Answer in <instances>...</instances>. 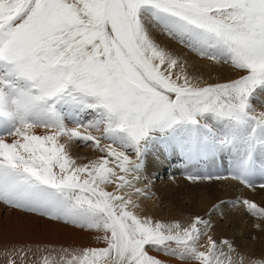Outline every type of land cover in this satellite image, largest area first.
<instances>
[{
    "label": "snow or ice",
    "instance_id": "snow-or-ice-1",
    "mask_svg": "<svg viewBox=\"0 0 264 264\" xmlns=\"http://www.w3.org/2000/svg\"><path fill=\"white\" fill-rule=\"evenodd\" d=\"M155 30L230 64L238 78L201 83ZM257 104L264 107V0H0V202L102 233L104 245L48 251L31 264H169L152 251L264 264L218 243L209 220L164 222L141 215L133 198L147 195L138 184L153 149L188 160L228 152L232 179L248 188L264 181ZM72 140L103 155L78 163ZM240 203L264 219V208ZM30 252L13 247L7 264H29Z\"/></svg>",
    "mask_w": 264,
    "mask_h": 264
},
{
    "label": "rangeland",
    "instance_id": "rangeland-1",
    "mask_svg": "<svg viewBox=\"0 0 264 264\" xmlns=\"http://www.w3.org/2000/svg\"><path fill=\"white\" fill-rule=\"evenodd\" d=\"M153 35L162 46L171 50L181 61L186 62L189 74L198 77L201 83H225L237 79L239 76V73L230 64H216L200 57L196 52L173 40L162 31L155 30ZM257 107L259 110L264 111V107L259 104H257ZM81 118L85 120L92 119V115L86 113ZM67 123L69 127L75 126L70 121ZM94 134L98 133L94 132ZM61 138V142H64L65 137ZM74 141V145L70 148L72 155L76 159L80 158L79 160H82V163H87L89 159H95L97 156L103 155L91 146V142L85 145L81 141ZM232 160L233 157L228 152L188 160L179 151L172 153L155 149L151 150L145 158L144 178L138 184L147 195H134L133 197L141 205L138 212L141 215L144 213V216H150L164 222L179 220L184 224L189 223L192 217L199 215L211 222L209 234L218 243L228 240L233 244L237 252L246 259L253 261L264 260V219L252 215L240 203L247 199L264 208V188L259 187V184L264 181L257 180L254 188H248L239 181L232 179ZM165 164L169 165V167ZM197 174H212L216 178L196 181L189 179L191 175ZM145 202L148 206L145 205ZM3 205L6 209H10L7 205ZM11 209L15 212L19 211L23 215L40 218L34 213L32 215V213L30 214L20 209ZM1 214L2 222L8 223L6 220L10 213L7 214L6 211H2ZM13 218L14 221L19 220L18 222L23 224L20 226L25 225L23 229L25 230L26 228V233H32L34 230L36 234L40 233V235L35 234V238L24 241L28 245L41 244L42 246H37L40 251L56 250L55 246L59 243L61 245L60 240H62V244L66 241L67 245L71 242L67 241L70 240L71 235L69 234L67 237L63 234L59 238L60 240L57 238L48 242L41 240L42 243H40L36 238L39 236L41 238L44 235L42 223L38 224L39 222L34 218H30L29 221L25 220V218L15 219L14 216ZM13 218L11 217L10 220H13ZM35 220L36 222H34ZM257 224H260L261 227L258 228ZM35 227L38 231H36ZM21 230L19 228V233L21 232L20 235L22 236L25 233ZM64 237L70 238L64 240ZM21 242L23 243V241ZM202 243H206V239ZM52 244L56 245L51 246ZM13 245L17 249L24 247L20 244H16L18 246L15 244L8 245V253L13 249ZM41 248L44 249L42 250ZM225 251H227L226 247ZM150 254L168 260L169 264H199L197 261H181L174 257H166L162 253L155 251ZM30 256L29 258H33L34 254L32 255L30 252Z\"/></svg>",
    "mask_w": 264,
    "mask_h": 264
},
{
    "label": "bare ground",
    "instance_id": "bare-ground-1",
    "mask_svg": "<svg viewBox=\"0 0 264 264\" xmlns=\"http://www.w3.org/2000/svg\"><path fill=\"white\" fill-rule=\"evenodd\" d=\"M36 131L39 133V132H42L44 130L37 129ZM65 139H67V138L65 137ZM74 143H75V141L72 140V141L69 142V145H68V148H69V151H70L71 155H72V152H71L70 148L74 145ZM79 159L80 158H78L77 161ZM93 159L94 158L89 159L88 162L90 160H93ZM82 162H83L82 160L78 161V163H82ZM166 166L169 167V165H166ZM229 184L232 185L231 183H229ZM109 190H111V189H109ZM144 199H147V198H144ZM3 204L2 203L0 204V264H7V261L10 258L9 253H8V245L11 246V244H15V245L16 244H18V245L20 244L21 246L31 247L32 248V252L31 253H32V255L34 254V257L30 259L29 264H31V261H33V260L34 261H39L40 257L45 255V254H47L48 251H53V253L55 254V252L58 251L61 248L78 249V248H85V247H103L104 246L102 242L97 241V239H96V237L98 235H102V233H97V232H94V231H91V230H81V229H78V228H74L72 226H65L63 224H58V223H50V222H47L46 220H43V219H40V218H35V217H32V216L23 215V214L19 213V211L15 212L11 208L8 210V209L5 208V206ZM150 204L152 205V203H150ZM145 205L148 206L147 203ZM2 211H6L7 214L10 213L9 216H8V219L6 220V221H8V223L6 222L7 224L5 222L4 223L2 222V214H1ZM143 214L144 213H142V215ZM32 215H33V213H32ZM13 216L15 217V219L25 218V220H28V221H29L30 218H34V219H36L39 222L38 224L42 223L43 224L42 230L44 232L43 233L44 235L41 238H40V236L38 238H36L37 240H39L40 243H42L41 240L46 241V242H48L49 240H53L54 241V239H56V238L57 239L61 238L63 234H64V236H67V237L70 234L71 238L69 237L70 240H67V241H71V242H70L69 245L66 244V241L63 242V244H62V240L59 239L61 241V245H60V243L59 244L56 243V244H58L57 246H55L56 244H54V245L52 244L51 245V246H55L56 250H47V251L44 250L45 252L40 251V250L38 251L37 250L38 249L37 246H42L41 244L35 245L36 243H34V244H30L29 243L30 245H28L27 242L25 243L24 241L31 240V239L35 238L36 235H40V233L36 234L35 230L32 233H26V231H27L26 228H25L26 231L23 229V227H25V225L24 226H20V225H23V224L18 222L19 220L18 221H14ZM11 217L13 218V220H10ZM36 220L34 222H36ZM22 222H24V221L22 220ZM19 228H21L24 231V233H25L22 236L20 235L21 232L19 233ZM28 229H29V227H28ZM36 231H38L37 228H36ZM39 232H40V229H39ZM64 238H65L64 240L69 239V238H66V237H64ZM21 241H23V243ZM18 245H16V246H18ZM29 256H30V253H29ZM30 257H32V256H30ZM17 264H20L19 258H17Z\"/></svg>",
    "mask_w": 264,
    "mask_h": 264
}]
</instances>
